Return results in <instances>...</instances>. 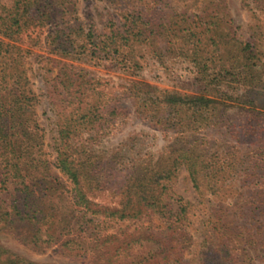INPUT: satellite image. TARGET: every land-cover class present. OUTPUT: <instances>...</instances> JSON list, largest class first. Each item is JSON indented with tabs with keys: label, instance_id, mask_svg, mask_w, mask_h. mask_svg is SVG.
Segmentation results:
<instances>
[{
	"label": "trees",
	"instance_id": "16d2710c",
	"mask_svg": "<svg viewBox=\"0 0 264 264\" xmlns=\"http://www.w3.org/2000/svg\"><path fill=\"white\" fill-rule=\"evenodd\" d=\"M34 1L38 0H16L6 15L0 7V38L18 40L21 18L28 15ZM261 8L264 11V0ZM221 23L207 14L192 19L179 14L167 0H147L122 16L121 32L113 29L108 35L98 36L80 26L66 29L72 35L56 31L51 39L62 57L75 61L108 59L133 71L136 49L147 46L161 56L168 53L191 63L198 81L205 86L211 85V75L224 73L232 75L234 83L251 87L255 80L264 79V72L256 65L257 52L247 41L229 45L224 38L235 40L234 32L229 26V33L224 34ZM3 46L0 39V52ZM5 69L0 72V167L4 176L0 192L14 186L18 196L10 205L0 202L1 231L20 236L35 249L58 244L65 257L90 255V264H183L181 246L191 240L188 226L193 206L179 199L173 210L167 200L174 196L172 182L184 169L198 198H211L217 203L207 212L208 237L204 242L208 246L197 257V263L264 264V188H257V184L256 188L250 187L264 177L254 171L264 165V146L241 157L226 151L211 152L207 138L198 134L224 125V110L215 100L132 83L127 94L136 113L162 130H172L175 144L167 158L153 164H133L116 193L115 205H102L92 199L94 193L109 190L102 159L87 151L82 136L84 132L98 135L110 123L103 95L99 92L89 100L83 95L67 114L57 115L55 168L67 185L60 184L50 178L48 165L41 157V136L34 114L29 112L27 124L20 121L28 112L17 107L24 97L8 90L6 82L12 76ZM64 71L58 80L64 78L68 85L72 81L76 84L82 74L79 71L76 76L75 68ZM250 114L252 119L260 116ZM88 141L95 143L96 137L89 136ZM244 165L246 168H241ZM226 180L230 185L222 186ZM152 215L166 223L165 230L142 227L100 235L106 228L98 229L101 224L140 221ZM94 222L95 227L90 229ZM75 225L93 230L94 234L86 242L81 241L74 233ZM145 243L155 244L156 251L147 256L134 255L135 248ZM0 264L33 263L0 248Z\"/></svg>",
	"mask_w": 264,
	"mask_h": 264
},
{
	"label": "rangeland",
	"instance_id": "374dc122",
	"mask_svg": "<svg viewBox=\"0 0 264 264\" xmlns=\"http://www.w3.org/2000/svg\"><path fill=\"white\" fill-rule=\"evenodd\" d=\"M15 1L0 0V7L6 11L5 15L13 8ZM135 1L136 3L134 0H117L116 3L109 0H46L45 3L43 0L34 1L28 5V15L21 18L18 40L11 42L0 38L4 44L3 49L9 51L0 52V72L6 68V74L12 76L11 80L7 81L6 78L8 90L24 97L17 107L28 112L20 121L26 123L29 121V112L34 114L39 127L38 134L41 136V157L48 165L50 178L56 179L58 183L67 185L55 168L53 144L56 138L57 115L67 114L83 95L89 100L100 92L105 98L104 111L109 113L107 121L110 123L98 135L84 132L82 136L87 151L102 159L103 174L109 190L92 195V199L102 205H115L116 193L123 186L133 164H153L167 158L175 144L172 130H162L153 121L146 120L136 113V107L127 94L132 83L183 96H204L220 104L224 110V125H216L198 134V137L207 138L211 152L226 151L230 155L241 157L246 153H256V147L264 146L261 145L264 144V79H257L253 86L246 88L234 83L235 78L232 75L223 73L224 75L217 77L211 75V85L205 86L206 83L198 81L196 69L191 63L168 53H162L161 56L159 51L147 46L136 49L131 63L134 66L133 71L123 68L122 63L108 59L102 62L67 59L54 49L55 41L51 38L56 31L65 30V34L72 35L73 33L66 32V29L81 26L98 36L108 35L113 29L121 32L122 16L147 0ZM167 1L173 10L191 19L207 14L212 19L221 21L220 28L224 34L229 33L231 26L235 40L230 42L231 37L224 39L229 45L235 41H247L252 44L257 52L256 65L264 72L262 0ZM69 68L77 69L76 76L82 71L76 84L72 81L71 85H68L64 78L63 81L58 80L60 73H65V69L68 73ZM228 97L231 99H226ZM250 112L259 113V118L252 119ZM89 136H95L96 142L88 141ZM241 168H246V165ZM254 171L264 174V165ZM3 179L0 167V182ZM263 181L264 177L254 181L250 187L256 188L257 184V188H264ZM229 182L224 181L222 186H229ZM14 189L15 187L11 186L9 190H2L0 202L4 205L12 204L18 196ZM172 191L174 196L167 201L173 210H176L179 199L193 206L188 226L191 240L181 246L182 263L198 264L197 257L208 246V242H204L205 237H208L205 224L207 212L215 209L217 203L211 198H198L184 169L178 172L172 182ZM225 202L227 204L230 201ZM64 205L66 209L69 208L67 203ZM94 225L95 222L90 223V229L95 227ZM78 226L75 225L74 233L86 242L94 231ZM142 227L165 230L166 223L152 215L140 221L98 225L100 230L106 228L100 235L132 232ZM0 248L33 264H90L91 260L90 255L83 258L65 257L58 244L45 249H35L20 236L1 230ZM155 251V244L145 243L135 248L134 255L147 256Z\"/></svg>",
	"mask_w": 264,
	"mask_h": 264
}]
</instances>
